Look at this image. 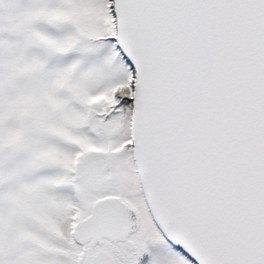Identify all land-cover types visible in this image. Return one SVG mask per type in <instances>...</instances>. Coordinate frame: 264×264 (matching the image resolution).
<instances>
[{"label":"snow or ice","instance_id":"snow-or-ice-1","mask_svg":"<svg viewBox=\"0 0 264 264\" xmlns=\"http://www.w3.org/2000/svg\"><path fill=\"white\" fill-rule=\"evenodd\" d=\"M0 264H264V0H0Z\"/></svg>","mask_w":264,"mask_h":264}]
</instances>
